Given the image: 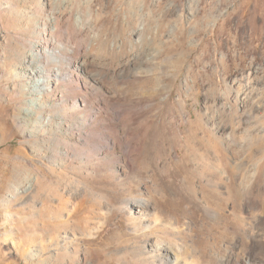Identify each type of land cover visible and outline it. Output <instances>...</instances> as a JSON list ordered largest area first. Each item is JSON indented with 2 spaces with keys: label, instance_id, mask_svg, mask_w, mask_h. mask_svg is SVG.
Returning <instances> with one entry per match:
<instances>
[{
  "label": "rangeland",
  "instance_id": "rangeland-1",
  "mask_svg": "<svg viewBox=\"0 0 264 264\" xmlns=\"http://www.w3.org/2000/svg\"><path fill=\"white\" fill-rule=\"evenodd\" d=\"M35 42L73 80L33 91ZM246 263L264 264V0H0V264Z\"/></svg>",
  "mask_w": 264,
  "mask_h": 264
},
{
  "label": "bare ground",
  "instance_id": "bare-ground-1",
  "mask_svg": "<svg viewBox=\"0 0 264 264\" xmlns=\"http://www.w3.org/2000/svg\"><path fill=\"white\" fill-rule=\"evenodd\" d=\"M89 14V13H87ZM76 20V25H75V28L77 29L76 31H84V32H87V29L85 26H81L84 20L83 16H77V18L75 19ZM87 25V23L85 24ZM77 26V27H76ZM74 28V29H75ZM89 31V30H88ZM83 33V32H82ZM87 34V33H86ZM94 42V41H93ZM108 44V48L110 49V51H114V47L113 45L111 44ZM40 45L35 42L33 43V47L32 49L30 50V52L28 53V61H26V72L28 73V75H30V78H31V87H32V90L35 91L36 93H39L41 95L45 94V93H49L51 91L54 90V86L58 84L59 81H65V82H70L71 80H73V70L71 71V69L68 70V68H66V70H64L62 67H61V63L64 61L62 58H60V55L62 52L60 50H51L49 49L48 47H45V48H42V49H38ZM117 46V45H116ZM90 47V45H89ZM101 47V46H100ZM119 47V46H118ZM123 47V46H122ZM107 48V49H108ZM87 49V48H86ZM108 49V50H109ZM62 50V49H61ZM73 52H75V48L72 49ZM81 51V50H80ZM86 51V50H85ZM88 52V50L86 51ZM59 53V54H58ZM81 53V52H80ZM138 54V53H137ZM63 55V54H62ZM61 55V56H62ZM68 55V54H67ZM72 57L69 56V58H66L68 59V61H70V65L73 64L74 61L71 60ZM120 58V57H119ZM133 59L135 57H132ZM140 58V57H139ZM133 59L128 58V61H133L135 62ZM80 65L81 67L83 68V70H88L89 69V65L91 63V61L85 56L84 58L80 57L78 58ZM65 62V61H64ZM120 63V60L118 61ZM127 62V61H126ZM75 63V62H74ZM123 62H121L119 64L122 65ZM79 65V66H80ZM125 65V63L123 64ZM91 68V67H90ZM121 68V67H120ZM123 68V67H122ZM121 69H117L116 72L120 73ZM92 73V70L90 71ZM115 76V75H114ZM124 76V75H123ZM75 79V78H74ZM29 85V84H28ZM31 90V91H32ZM74 90V89H72ZM30 91V92H31ZM55 91V90H54ZM33 93V92H32ZM32 95V94H31ZM69 98H72L69 97ZM86 97L84 95L80 96V98L77 97V99L74 101V107L76 108H79L80 105H86L87 104V99H85ZM31 99V98H30ZM40 98H34V99H31V103L33 106H35L36 108H40L42 109V107L44 108L45 106L48 107V104L45 103H42L40 100ZM43 100V99H42ZM49 103V102H48ZM89 103V102H88ZM31 105V106H32ZM26 108V107H25ZM34 108V107H33ZM27 112L29 113V115H32L34 116L33 114H35V111L34 110H28V108H26ZM35 109V108H34ZM25 112V110H24ZM221 112V111H220ZM26 114V113H25ZM86 115V114H85ZM82 116V115H81ZM84 116V115H83ZM38 117V116H37ZM43 117V115L39 116V118ZM49 119V117H48ZM47 119V120H48ZM84 120V119H83ZM224 121V120H223ZM46 122V121H45ZM79 135V134H78ZM216 137V136H215ZM227 143V142H226ZM218 145V144H217ZM230 149V148H229ZM132 152V151H131ZM219 165V164H218ZM220 166V165H219ZM230 167V166H229ZM239 168V167H238ZM242 169V168H241ZM240 170V168H239ZM238 170V171H239ZM230 171V170H229ZM236 171V172H238ZM242 172V170H241ZM235 173V172H234ZM240 173V172H239ZM237 174V173H236ZM242 174V173H241ZM230 175V174H229ZM240 175V174H239ZM237 175V176H239ZM221 176V175H220ZM236 176V177H237ZM235 177V178H236ZM243 177V176H242ZM239 179V178H238ZM234 181L236 179H233ZM241 181V180H240ZM228 183V182H227ZM207 184V183H206ZM237 184V183H236ZM245 184V183H244ZM239 186L241 185L240 183L238 184ZM256 185V183H255ZM259 185V184H258ZM263 185V184H262ZM224 187V185H223ZM231 187V186H230ZM242 187V186H241ZM252 187V186H251ZM255 187V186H254ZM237 188V187H236ZM243 188V187H242ZM241 188V189H242ZM250 189V188H249ZM247 189V190H249ZM231 190V189H230ZM237 190V189H236ZM240 190V189H238ZM229 191V190H228ZM232 191V190H231ZM230 192V191H229ZM241 190L239 191V194H240ZM251 192V191H250ZM228 193V192H227ZM233 193H236V192H233ZM238 193V192H237ZM245 193V192H244ZM252 193V192H251ZM242 194V192H241ZM232 194H230L231 196ZM237 195V194H236ZM248 195V194H247ZM242 196V195H240ZM246 196V195H245ZM243 197V196H242ZM253 197V196H252ZM240 198V197H239ZM243 199V198H242ZM233 200V199H232ZM251 200V199H250ZM248 201V200H246ZM148 203V200H145L143 198H140L138 200H136V205H137V208H135V210L137 209V214H141V215H144V214H147L145 212V210H147V207L149 205H147ZM151 203V202H150ZM239 203V202H238ZM244 204V203H243ZM252 204V203H251ZM238 208V207H237ZM242 208V207H241ZM207 209V208H206ZM216 209V208H215ZM211 212V211H210ZM212 215V214H211ZM240 218V216H239ZM243 218V217H242ZM253 219V218H252ZM257 219V217H256ZM254 220V219H253ZM250 221V220H249ZM256 222V221H255ZM156 223V222H155ZM259 223V222H258ZM246 225V224H245ZM250 225V224H249ZM252 225V224H251ZM255 225V224H254ZM250 227V226H249ZM261 227V226H260ZM258 227V228H260ZM248 228V227H247ZM261 230V229H260ZM247 232V231H246ZM250 232V231H249ZM256 232V231H255ZM254 233V232H253ZM258 233V232H257ZM260 234V232H259ZM241 235V234H240ZM251 235V234H250ZM248 236V235H247ZM255 236V235H254ZM239 237V236H238ZM251 238V237H249ZM246 241V240H245ZM263 243V242H262ZM171 248L172 246L168 243H165V242H162V241H159V240H156V241H153L152 245L149 247V249L145 250L146 251V254L149 255V257L152 259V261H165V262H170V260H172L173 256H170V253L172 252L171 251ZM247 251V250H246ZM173 254V252H172ZM147 255V256H148ZM177 255V254H176ZM176 255H175V259H176ZM230 255V254H229ZM180 258V257H179ZM263 259V258H262ZM176 261V260H175ZM177 261H179V259H177ZM173 262V261H172ZM161 263V262H160ZM247 264V263H246Z\"/></svg>",
  "mask_w": 264,
  "mask_h": 264
}]
</instances>
